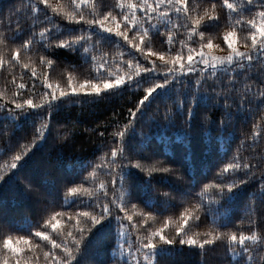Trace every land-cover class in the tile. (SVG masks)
<instances>
[{
    "label": "snow or ice",
    "instance_id": "obj_1",
    "mask_svg": "<svg viewBox=\"0 0 264 264\" xmlns=\"http://www.w3.org/2000/svg\"><path fill=\"white\" fill-rule=\"evenodd\" d=\"M62 54L80 63H65ZM58 66L63 74L54 79ZM0 74H6L0 138L11 153L8 173L0 167V183L14 178L42 205L38 218L26 217L24 225L0 216V264H157L176 247L203 252L217 243H223L229 264H255L254 253L264 249V225L249 218L247 233L220 229L228 220L222 210L241 188L252 189L250 211L257 201L264 204V149L257 148L264 138V0H17L7 23L0 19ZM141 88L135 108L128 109L131 118L108 134L111 146L101 143L105 151L95 157L98 162L81 164L82 172L91 171L78 182L66 180L46 196L23 174L34 149L51 135L53 114L65 104ZM156 99L160 103L150 111ZM209 109L218 110V122ZM244 113L256 118L245 135L247 156L238 151L229 157L194 195L175 189L158 199L149 194L156 190L154 174H166L165 183L168 176L177 183L185 177L170 159L144 162L153 158L142 155L148 135L143 126L157 118L174 126L180 118L189 127L198 119L205 130L223 129ZM27 119L34 126L31 141L16 136V125ZM73 135L65 128L54 139L68 142ZM202 217L215 227L200 231ZM105 225L115 243L110 256L99 258L92 249ZM170 225L173 231L166 234Z\"/></svg>",
    "mask_w": 264,
    "mask_h": 264
},
{
    "label": "trees",
    "instance_id": "obj_2",
    "mask_svg": "<svg viewBox=\"0 0 264 264\" xmlns=\"http://www.w3.org/2000/svg\"><path fill=\"white\" fill-rule=\"evenodd\" d=\"M16 3L17 0H0V19H3L5 24L9 12ZM13 19H15L14 16ZM27 59L28 57L25 56L24 60ZM61 60L65 63H80L79 58L71 54H62ZM37 70L40 71L39 66ZM19 72L20 70L17 69V76H19ZM25 72L27 73L25 79H27L31 74L27 70ZM62 74L60 66L52 72L54 79H59ZM5 75L0 74V90L4 89ZM7 79H11V77L8 76ZM142 95L143 89L141 88L139 91H126L122 96L98 101H85L83 104H65L59 113L53 114L51 135L41 147L34 149L33 155L23 169V174L29 176L34 183L39 184L41 192L46 196H54L57 189L61 188L66 180L76 179L78 182L79 177L91 171V168H88L82 172L81 164L89 161L98 162L95 157L102 155L105 151V148L100 147L101 143L104 142L106 147L111 146L109 143L111 138L108 134L114 130L117 124L122 126L131 118L128 109H134L136 101ZM159 103V99L153 100L150 111L155 109ZM202 110L204 109H197L198 112ZM209 111L212 119L218 122V110L209 109ZM254 122H256L255 117L244 113L238 114L234 121L223 129L211 125L205 130L198 119H193L189 127L180 118H176L174 126H169L168 122L160 118H157V123L151 127L143 126V130L148 135L140 144V148L143 149L142 155L153 158L151 161L144 162L152 163L155 160L170 159L175 161V167L184 171L185 177L183 182L177 183L174 177L168 176L167 183H165L163 177L166 174H154L156 178L153 184L156 190L150 191L149 194L158 199L162 191L172 189L191 192L193 195L199 192L203 183L208 182L206 177L211 178L216 168L222 163H227L229 157L238 151L245 156L249 154L251 149L248 144L250 142L245 140V135L250 134ZM141 127V123L137 122V131ZM65 128L71 129L74 133L72 139L68 142L54 139L58 132L62 135ZM33 132L34 126L31 119L22 120L16 125L17 137L31 141ZM101 132L105 133L103 137L100 135ZM129 139L133 140L131 134ZM134 139L140 140L141 138L137 134ZM21 143H24V139L21 140ZM6 147V142L0 138V153H3L0 155V167H2L3 173H8L5 165L11 163V153L6 152ZM257 148L264 149V138L261 139ZM15 150L13 148V152ZM133 171L137 172L139 177L146 178V173H140L139 170ZM135 179L140 195L146 199L140 179L138 177ZM251 191V188H241L229 202L226 211L222 210V214L227 215L228 220L227 228H221V231L237 230L247 233L250 230L249 218L253 222H260L264 225V204L257 201L255 211H250V206L253 204V200L249 196ZM62 195L61 189V197ZM173 203L175 204L176 200H173ZM140 206L143 207V204ZM41 207L42 205L37 202L36 198L32 194H26L22 185L14 178L7 183H0V216L7 218L11 223L24 225L26 217L35 221L40 214ZM55 210L59 211V206ZM180 210V208L176 209L177 214ZM171 214V211L164 213L165 216ZM155 226H159V222ZM209 227L215 226L211 225L207 218L202 217L199 230L204 231ZM172 231V225L165 230L166 234ZM109 232V225H105L97 233L96 240L99 241V244L92 251L99 258L112 254L115 240L109 235ZM131 238L135 241V232L132 233ZM254 255L256 256L255 264H259L260 257L264 256V249L255 252ZM157 264H229V260L223 243H217L215 246H206L203 252L198 248L176 247L171 253L159 256Z\"/></svg>",
    "mask_w": 264,
    "mask_h": 264
}]
</instances>
